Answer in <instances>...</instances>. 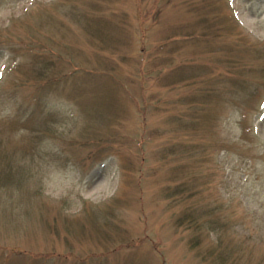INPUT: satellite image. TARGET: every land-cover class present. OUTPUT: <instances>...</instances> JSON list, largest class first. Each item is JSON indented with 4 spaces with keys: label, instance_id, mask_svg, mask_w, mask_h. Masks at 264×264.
<instances>
[{
    "label": "rangeland",
    "instance_id": "374dc122",
    "mask_svg": "<svg viewBox=\"0 0 264 264\" xmlns=\"http://www.w3.org/2000/svg\"><path fill=\"white\" fill-rule=\"evenodd\" d=\"M0 264H264V0H0Z\"/></svg>",
    "mask_w": 264,
    "mask_h": 264
},
{
    "label": "trees",
    "instance_id": "16d2710c",
    "mask_svg": "<svg viewBox=\"0 0 264 264\" xmlns=\"http://www.w3.org/2000/svg\"><path fill=\"white\" fill-rule=\"evenodd\" d=\"M43 63V62H42ZM38 65V64H37ZM36 65V66H37ZM47 71V70H46ZM85 72H88V71H85ZM35 73L38 77V79H43V73L41 71V68H38L36 67L35 68ZM93 74H94V77H101V78H105V79H112V74H111V71L109 70H105V71H93ZM44 75H45V71H44ZM89 75V74H88ZM66 78V77H65ZM42 81V80H40ZM200 97H204L203 95H200ZM206 98V97H205ZM199 102L196 101V104H198ZM177 192L173 193L172 196H175L176 194H182L181 195V200L180 202H182L183 200H186L188 198V196H184L185 192L184 190L185 189H180V188H176ZM170 194V193H169ZM184 196V197H183ZM166 197L170 198L171 195H167ZM184 198V199H183ZM195 213V212H194ZM203 221L201 222H198L197 219L195 218L193 212H188V213H183L181 214L180 216L177 217V220H176V223L178 226H186V227H193V226H199L200 223H202ZM206 224L207 226L210 228V227H213L214 226V222L213 221H207L206 220ZM211 225V226H210ZM214 228V227H213Z\"/></svg>",
    "mask_w": 264,
    "mask_h": 264
}]
</instances>
